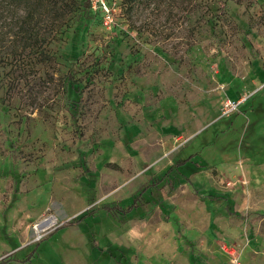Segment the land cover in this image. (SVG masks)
Instances as JSON below:
<instances>
[{
  "label": "rangeland",
  "instance_id": "obj_1",
  "mask_svg": "<svg viewBox=\"0 0 264 264\" xmlns=\"http://www.w3.org/2000/svg\"><path fill=\"white\" fill-rule=\"evenodd\" d=\"M45 1L0 0V264H264V0Z\"/></svg>",
  "mask_w": 264,
  "mask_h": 264
},
{
  "label": "built area",
  "instance_id": "obj_2",
  "mask_svg": "<svg viewBox=\"0 0 264 264\" xmlns=\"http://www.w3.org/2000/svg\"><path fill=\"white\" fill-rule=\"evenodd\" d=\"M91 7L94 10H97L99 8V10H101V12H103L105 14V18L106 19H111L112 17V11L111 8L107 5V3L105 2V0H89ZM108 24V23H107ZM239 102H232L230 100H228L225 103V107L223 110V115H228L230 114L232 111H235L238 107Z\"/></svg>",
  "mask_w": 264,
  "mask_h": 264
},
{
  "label": "trees",
  "instance_id": "obj_3",
  "mask_svg": "<svg viewBox=\"0 0 264 264\" xmlns=\"http://www.w3.org/2000/svg\"><path fill=\"white\" fill-rule=\"evenodd\" d=\"M25 1H26V0H25ZM30 1H35L36 3L40 4L39 6L43 7L44 9H46V8L49 7V6L47 5V3H46L45 0H29V3H30ZM87 2H89V1H87ZM85 5H86V7H87V6L90 5V4L85 3ZM34 14H35V13H34L33 11H31V10L28 11V15H29V17H33ZM191 159H192V156H191L189 159L180 162V163L178 164V166H176V168H177V167H181V166H185L188 162H190Z\"/></svg>",
  "mask_w": 264,
  "mask_h": 264
},
{
  "label": "bare ground",
  "instance_id": "obj_4",
  "mask_svg": "<svg viewBox=\"0 0 264 264\" xmlns=\"http://www.w3.org/2000/svg\"><path fill=\"white\" fill-rule=\"evenodd\" d=\"M52 225V221L51 220H46L44 222H42L40 225H38L35 229L39 232V231H44L46 230V228L50 227Z\"/></svg>",
  "mask_w": 264,
  "mask_h": 264
}]
</instances>
